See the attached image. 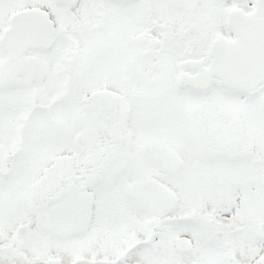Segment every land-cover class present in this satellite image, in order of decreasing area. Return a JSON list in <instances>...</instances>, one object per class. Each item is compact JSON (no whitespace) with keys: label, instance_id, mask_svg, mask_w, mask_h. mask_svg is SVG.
I'll use <instances>...</instances> for the list:
<instances>
[{"label":"snow or ice","instance_id":"snow-or-ice-1","mask_svg":"<svg viewBox=\"0 0 264 264\" xmlns=\"http://www.w3.org/2000/svg\"><path fill=\"white\" fill-rule=\"evenodd\" d=\"M0 264H264V0H0Z\"/></svg>","mask_w":264,"mask_h":264}]
</instances>
